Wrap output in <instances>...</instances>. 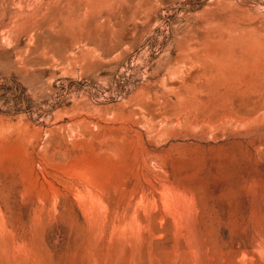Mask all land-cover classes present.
<instances>
[{
    "label": "rangeland",
    "instance_id": "1",
    "mask_svg": "<svg viewBox=\"0 0 264 264\" xmlns=\"http://www.w3.org/2000/svg\"><path fill=\"white\" fill-rule=\"evenodd\" d=\"M86 156L116 174L145 158L203 211L263 202L264 0H0L6 230L29 241L46 208L69 217L39 189ZM58 227L43 226L57 253Z\"/></svg>",
    "mask_w": 264,
    "mask_h": 264
},
{
    "label": "bare ground",
    "instance_id": "2",
    "mask_svg": "<svg viewBox=\"0 0 264 264\" xmlns=\"http://www.w3.org/2000/svg\"><path fill=\"white\" fill-rule=\"evenodd\" d=\"M87 157L74 159L77 169L57 186L43 177L45 184L39 189L46 204L51 197L55 204L68 199L69 217L46 208V219L38 216L33 224L34 229H42L29 241L7 231L0 221V264H264V201L246 208L228 203L222 213L213 206L203 211L192 189L161 181L157 171L147 169L145 158L116 174L110 170V160L109 168L103 169L107 165L99 166L98 160ZM42 224L60 225L68 242L59 253L45 241L48 230Z\"/></svg>",
    "mask_w": 264,
    "mask_h": 264
}]
</instances>
